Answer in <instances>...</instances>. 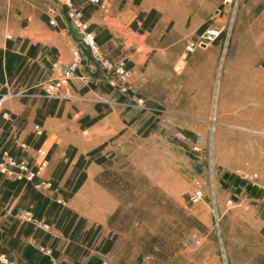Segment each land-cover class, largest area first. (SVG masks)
<instances>
[{
  "label": "crops",
  "instance_id": "0c3cea01",
  "mask_svg": "<svg viewBox=\"0 0 264 264\" xmlns=\"http://www.w3.org/2000/svg\"><path fill=\"white\" fill-rule=\"evenodd\" d=\"M256 1L240 7L238 21L264 13L255 9L264 0ZM102 2L104 7L90 0H0V96L13 93L0 105V149L28 159L39 172L34 181L0 172V264L4 258L16 264H101L110 252L98 249L103 239L120 233L119 218L133 207L122 195L125 172L143 175L141 156L130 149L160 137L163 122L153 108H179L166 110L175 116L188 115L185 108H213L223 75V38L194 52L186 44L222 0ZM70 6L109 58L125 59L132 70L126 93L85 52L68 87L71 98L42 94L39 84L50 78L52 62L68 60L79 46ZM231 32L233 63L243 57L254 62L253 49L261 42L254 34L260 31L237 23ZM42 182L51 185L35 186ZM22 208L50 227L19 219Z\"/></svg>",
  "mask_w": 264,
  "mask_h": 264
},
{
  "label": "rangeland",
  "instance_id": "374dc122",
  "mask_svg": "<svg viewBox=\"0 0 264 264\" xmlns=\"http://www.w3.org/2000/svg\"><path fill=\"white\" fill-rule=\"evenodd\" d=\"M248 2L257 1L235 7L222 0L198 34L217 26L216 40L223 38L213 108H185L184 116L166 112L179 108H153L163 122L160 137L130 149L140 154L143 175L125 172L122 195L133 207L119 218L120 233L101 264H264V13L238 21ZM255 9L264 11V3ZM237 23L260 31L254 62L233 63ZM198 187L203 200L192 203Z\"/></svg>",
  "mask_w": 264,
  "mask_h": 264
},
{
  "label": "built area",
  "instance_id": "2783aa9c",
  "mask_svg": "<svg viewBox=\"0 0 264 264\" xmlns=\"http://www.w3.org/2000/svg\"><path fill=\"white\" fill-rule=\"evenodd\" d=\"M94 4H99L104 7L102 0H90ZM241 0H223V2L233 3L235 7L239 5ZM236 9V8H235ZM69 18L76 23L80 29L79 46L75 48L71 57L68 60L56 58L51 64V76L43 80L39 87L42 94L51 100H65L71 98V93L68 87L75 76L76 70L81 66L83 60L86 58L85 52L97 62V64L107 72L112 84H114L119 91L126 93L128 84L132 76V70L128 67L124 59H111L100 48L95 35L92 31L88 30L87 25L81 20L80 11L73 6L68 9ZM50 24H56L55 18L50 19ZM221 30L217 26H207V28L198 36L196 40H189L186 44L187 52H194L198 47H206L216 41L219 37ZM12 92H6L0 96V105L12 96ZM138 102L143 106V98H139ZM35 131L38 134L43 133V128L39 124H35ZM0 172L11 178L25 179L27 181H34L38 177V170L24 157L13 154L8 149H0ZM50 186L49 182L37 183L35 186ZM190 201L192 203H199L203 200V189L198 187L190 194ZM232 203V199L228 200ZM18 218L31 222L33 225H41L45 228L50 226L44 219L40 218L30 209L22 208L18 211ZM216 220L218 224V213L216 212ZM43 251H50V249L42 248ZM5 264H16L8 259H2ZM103 264H113L109 261H104Z\"/></svg>",
  "mask_w": 264,
  "mask_h": 264
},
{
  "label": "trees",
  "instance_id": "16d2710c",
  "mask_svg": "<svg viewBox=\"0 0 264 264\" xmlns=\"http://www.w3.org/2000/svg\"><path fill=\"white\" fill-rule=\"evenodd\" d=\"M95 152L96 151L94 150L90 154L93 155ZM98 161L101 162L102 161V158H98ZM80 183H81V181L74 186V190H76L80 186ZM71 195H72V192L71 193H65L64 194V196H66V197H70ZM74 218H76V215H74ZM113 239L114 238L105 240L104 243H103V246L102 247L100 246L98 249H100L102 252H107V251L111 250V247L114 244Z\"/></svg>",
  "mask_w": 264,
  "mask_h": 264
}]
</instances>
